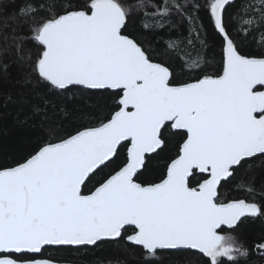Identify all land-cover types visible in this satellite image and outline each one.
<instances>
[{
    "label": "snow or ice",
    "instance_id": "obj_1",
    "mask_svg": "<svg viewBox=\"0 0 264 264\" xmlns=\"http://www.w3.org/2000/svg\"><path fill=\"white\" fill-rule=\"evenodd\" d=\"M230 6V0H26L10 19L27 27L36 52L32 74L56 91L111 90L114 108L97 125L41 140L0 165V264H55L37 257L46 247H98L129 228L126 240L145 259L181 249L197 250L207 264H238L249 255L232 232L264 217V204L225 201L219 188L244 165L264 164V36L257 55L241 47L264 32V0L249 4L231 31ZM201 10L222 40V71H206L195 50V42L204 44ZM141 12L146 31L163 30L174 16L190 25L184 39L164 41L188 79L177 81L172 67L129 31ZM173 137L179 140L166 174L140 182L150 156ZM251 248L264 255V235Z\"/></svg>",
    "mask_w": 264,
    "mask_h": 264
},
{
    "label": "trees",
    "instance_id": "obj_2",
    "mask_svg": "<svg viewBox=\"0 0 264 264\" xmlns=\"http://www.w3.org/2000/svg\"><path fill=\"white\" fill-rule=\"evenodd\" d=\"M26 0H0V165H11L26 155L36 143L50 137H66L76 130L95 126L106 119L114 108V94L111 90L100 91L72 87L67 91L48 88L32 74L30 57L34 59L35 48L26 39L27 27H16L11 17L15 16ZM76 3L78 0H64ZM157 0H144L146 4ZM204 3V0H192ZM225 18L229 30L238 28L237 17L249 5H259L260 0H230ZM147 12L154 11L148 7ZM195 14L194 9H189ZM205 32L201 39L203 46L195 42V50L206 62V71H222V40L209 24L206 13L201 10ZM141 12L129 24V31L142 38V43L157 61H164L174 71L177 81L186 80L191 75L186 72L183 62L167 51L165 40L171 37L184 39L189 34L190 25L179 17L165 22L163 30L156 28L146 31L142 26ZM13 28H16L13 31ZM235 35V33H234ZM264 32H254L242 44L244 54L257 55L261 51L260 41ZM18 47L22 52L18 54ZM179 138L170 139L168 146L158 155L150 156L147 167L139 176L140 182H159L166 174L167 164L176 153ZM252 167L239 168L234 178L222 182L219 188L221 199H245L264 204V164L257 160ZM108 170H105L107 172ZM100 175H103L101 173ZM94 183V181H93ZM92 184H89V188ZM251 188V191L248 189ZM225 233L228 229L224 228ZM124 238L107 240L98 247L57 249L46 247L37 258H49L59 263L71 264H207V258L193 250H159L157 255L145 259L140 247ZM232 235L249 248V255L238 260V264H264V255L252 250L253 241L264 235V217L248 218Z\"/></svg>",
    "mask_w": 264,
    "mask_h": 264
},
{
    "label": "water",
    "instance_id": "obj_3",
    "mask_svg": "<svg viewBox=\"0 0 264 264\" xmlns=\"http://www.w3.org/2000/svg\"><path fill=\"white\" fill-rule=\"evenodd\" d=\"M226 228V227H225ZM181 250H191V249H181ZM197 251V250H195ZM198 252V251H197ZM55 264H71V263H59V262H55Z\"/></svg>",
    "mask_w": 264,
    "mask_h": 264
},
{
    "label": "flooded vegetation",
    "instance_id": "obj_4",
    "mask_svg": "<svg viewBox=\"0 0 264 264\" xmlns=\"http://www.w3.org/2000/svg\"><path fill=\"white\" fill-rule=\"evenodd\" d=\"M166 171H167V170H166ZM226 229H227V228H226ZM129 234H131V232H130ZM129 234H128V235H129ZM126 237H127V236H126ZM127 242H128V241H127ZM193 251H195V250H193Z\"/></svg>",
    "mask_w": 264,
    "mask_h": 264
}]
</instances>
